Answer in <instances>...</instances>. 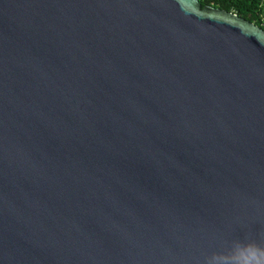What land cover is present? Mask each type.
I'll return each mask as SVG.
<instances>
[{
  "label": "water",
  "instance_id": "1",
  "mask_svg": "<svg viewBox=\"0 0 264 264\" xmlns=\"http://www.w3.org/2000/svg\"><path fill=\"white\" fill-rule=\"evenodd\" d=\"M264 243V30L198 0H0V264H202Z\"/></svg>",
  "mask_w": 264,
  "mask_h": 264
},
{
  "label": "clouds",
  "instance_id": "2",
  "mask_svg": "<svg viewBox=\"0 0 264 264\" xmlns=\"http://www.w3.org/2000/svg\"><path fill=\"white\" fill-rule=\"evenodd\" d=\"M202 264H264V243L248 238L233 240L206 254Z\"/></svg>",
  "mask_w": 264,
  "mask_h": 264
},
{
  "label": "trees",
  "instance_id": "3",
  "mask_svg": "<svg viewBox=\"0 0 264 264\" xmlns=\"http://www.w3.org/2000/svg\"><path fill=\"white\" fill-rule=\"evenodd\" d=\"M202 7L210 6L250 22L264 30V0H198Z\"/></svg>",
  "mask_w": 264,
  "mask_h": 264
},
{
  "label": "built area",
  "instance_id": "4",
  "mask_svg": "<svg viewBox=\"0 0 264 264\" xmlns=\"http://www.w3.org/2000/svg\"><path fill=\"white\" fill-rule=\"evenodd\" d=\"M264 21V20H263Z\"/></svg>",
  "mask_w": 264,
  "mask_h": 264
}]
</instances>
